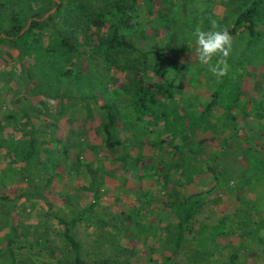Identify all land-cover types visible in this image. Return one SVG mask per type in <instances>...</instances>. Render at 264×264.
I'll use <instances>...</instances> for the list:
<instances>
[{
  "label": "trees",
  "instance_id": "trees-1",
  "mask_svg": "<svg viewBox=\"0 0 264 264\" xmlns=\"http://www.w3.org/2000/svg\"><path fill=\"white\" fill-rule=\"evenodd\" d=\"M174 2L175 0H0V60L3 62L0 64V150H3L0 155L8 156L12 163L20 161L18 166H12L8 160L9 170L18 174L17 177L27 179L30 183H38L39 175L34 172L39 170L37 164L46 169L49 165L54 166L57 160L52 157L48 148H44L43 158L36 159V131L39 132L40 126L35 125L31 117L37 114L38 117L44 115L56 119L57 113L62 114L64 110L72 109L76 103L87 106L90 102L92 108L99 112L100 123L96 131L108 154L112 157L114 151L122 146L125 150L136 148L131 160L139 163L134 174L142 190L139 202L132 204L134 214H140L139 217H147L149 220L156 217V221L165 214L167 220L173 218L175 221L172 230L168 223L161 226L165 230L159 233L158 258L151 257L147 264H178L180 258L186 264H264V239L255 231L243 228L244 224L243 227L239 224L248 222L243 212H238L242 218L239 215H219L215 220H210V223L209 220L200 221L196 218L195 215L204 202V194L212 188L188 191L177 199L165 198L166 195L159 193L169 184L180 188L184 182L190 181L191 176L197 172V166H185L184 161L191 159L200 164L205 163L204 158H195V152L192 153L183 141L188 139L190 143L194 142L193 138L199 130L213 131L218 121L224 120L229 124L234 118L233 115H228L231 106L229 102L220 117L215 116L212 120L209 118L226 78L209 91V96L199 111L182 109L180 101L175 100L180 89L166 78L158 66L150 63V56L157 57L158 51L143 50L126 37V30L136 23L134 16L140 6L151 8L155 5H173ZM262 3L264 0H244V6L231 18L230 26L226 27L229 33L247 35L246 43L262 35L258 28L262 20ZM51 7L54 10L40 18ZM9 50L14 51L11 59L17 62L16 68H11L2 55L5 53L9 56ZM87 52L91 57L98 55L102 62V68L94 73L84 65L83 57ZM162 57L170 67L177 69V64L172 59ZM111 69L123 72L124 78L118 83L114 81ZM14 80L20 86H12ZM23 90L41 93L42 98L36 103L31 101L23 107H17L14 111L12 107L15 103L9 105L14 99L17 103L24 101L19 95ZM227 94L226 101H235L239 93L236 86H233L231 93ZM50 100L55 102L52 110L54 113L49 112L51 114L48 115L45 102ZM1 103L7 105L6 111L1 109ZM87 109L91 110L90 107ZM20 118H23L22 121L27 126V137L22 143L18 138L20 133L15 136L1 131L5 128L6 121H17L20 124ZM44 124L47 126L43 129L47 127L53 132L55 123L48 121ZM79 132L80 130L77 134ZM232 132L234 136L237 130ZM45 139L48 141L47 137ZM52 139L54 137H51V141ZM176 139H179L178 142ZM144 146L150 150L155 148L160 152L166 151L169 156L155 159L150 153L143 152ZM64 149V146L60 149L61 156L66 152ZM113 157L128 168L129 155L126 151ZM73 162L76 164H67L75 172L80 169L83 161L75 159ZM199 168L200 171L211 172L216 179L214 186L218 188L224 185L225 178H230V173L225 168H214L208 163ZM94 175H91L90 185L92 198L78 212L69 218L52 213L58 224L57 233L64 242V251L58 250L59 255L62 254L59 260L63 261L62 264H133V247L120 243V236L124 235L127 240H145V236H154L153 229L156 228L151 223H148V227L152 231L145 234L144 230L149 228L140 225L136 219L138 217H130L119 209L117 215L125 224L126 231L129 229L127 224H135L139 226V230L129 229L127 233L124 231L119 235L121 228L115 227L112 233L104 235V240L108 244H114L113 249L117 253L95 258L82 254L80 241L71 233V228L78 219L89 220L101 227L103 225L90 213L98 201L96 192L99 183ZM11 177L15 178L13 175ZM4 180L0 179V183ZM48 182L46 179L45 184ZM28 189L26 187L22 191L28 200L32 201L31 197L37 194L42 197V190L38 191L37 187L33 191ZM240 208L242 207L239 206L237 210ZM256 213L257 211L254 214ZM257 220L254 217L252 221ZM239 226L243 229L235 231ZM6 227L8 229L0 246V259L4 257L8 260L7 264H18L11 247L17 234L11 225ZM185 232L189 236V242ZM233 234L238 237L234 242ZM251 236L257 240L256 247L249 245ZM47 264L52 263L48 261Z\"/></svg>",
  "mask_w": 264,
  "mask_h": 264
},
{
  "label": "rangeland",
  "instance_id": "rangeland-1",
  "mask_svg": "<svg viewBox=\"0 0 264 264\" xmlns=\"http://www.w3.org/2000/svg\"><path fill=\"white\" fill-rule=\"evenodd\" d=\"M243 6L244 0H175L173 5H155L151 8L142 5L137 9V15L134 16L136 23L126 30L128 31L126 37L143 50L155 49L158 51L157 57L151 58L150 56V63L158 66L166 78L180 89L175 100L180 101L182 109L191 108L193 112L199 111L202 103L207 100L209 91L215 85L222 83L223 78H226L222 83L223 89L218 93L217 103L213 106V113L210 114L209 118L212 120L217 116L214 114V110L222 112L227 102L232 103L228 115H233L234 118L229 124L225 123L224 120L218 121V125L213 131L199 130L193 138L194 142L190 143L188 139L183 141L192 153L195 152V158H204L205 163L200 164V162L191 159L184 161L185 166H197V172L191 176L190 181L184 182L180 188L169 184L159 193L166 195L165 198L177 199L188 191L194 192L210 187L212 188L210 192L203 196L204 202L195 215L196 218L200 221L209 220L210 223V220H215L219 215L236 216L240 211L246 216L248 222L239 224L242 227L244 224L243 228H248L251 220L255 217L252 209H256L253 204L254 201L255 203L258 202L257 199L249 198V202L241 201L239 205L234 206L235 200H225V204L220 200V194L227 193V191L232 192L233 187H237L236 184L240 179L251 175L250 168L237 169L239 162L248 163L252 159L247 148H238L237 144L245 145L246 142L243 141L245 138L236 141L239 136L235 134L233 138L229 134L235 127V114L232 112L233 110L236 111L235 105L240 102L241 98L247 97L250 85L257 91H261V85H264V3L260 5L262 20L258 24L262 35H258L254 41L246 43L247 35L231 34L233 48L227 58L228 74L226 76L217 77L208 71L206 66L198 62L197 46L195 38L192 36L196 27L205 31L209 30L212 20H216L223 27L230 26L231 18ZM43 14L40 18H44ZM9 54L10 57L2 53L11 68L18 67L17 62L11 59L14 56V51L9 50ZM162 56L172 59L177 64V69L170 67ZM217 58L213 57L212 62L215 63ZM83 62L92 73L102 68V62L96 54L91 57L87 52L83 57ZM1 63L3 62L0 60ZM110 72L117 83L124 78L123 72L114 69H111ZM17 84L20 86L16 80L12 81V86ZM247 85L249 86L246 88ZM233 86H236L239 94L235 101H226L227 93H231ZM40 94L33 90H23L19 95L24 101L17 103L14 99L9 106L15 103L12 109L16 111L17 107H23L31 101L36 103L42 98ZM45 103L48 110L47 114H53L54 100ZM86 105L76 103L72 109L64 110L62 114L57 113L56 119L44 115L38 117L37 114L31 117V121L40 126L39 132L36 131V159L43 158L44 148H48L53 155L52 157L57 160L54 166L49 165L46 169L37 164L39 170L34 172L39 175L38 183H30L31 181L27 182V179L17 177L18 174L9 170L11 169L8 167L9 157H4V154L0 155V179L4 180L5 178L4 182L0 183V195L7 198L3 200L0 196V246L8 229L6 225H11L17 234V238H14L11 247L18 264H47L48 261L52 264L63 263L62 260H59L62 258V254L59 255L58 250L64 251V242L57 233L58 224L56 219L52 217V213L69 218L78 212L87 201H90L92 198L90 186L92 174H95L99 184H97L96 192L98 201L90 213L103 225L101 227L99 224H93L86 219H78L74 222L71 233L80 241L82 254L89 258L115 255L117 252L113 249L114 244H108L104 240V235L112 233L115 227L121 228L119 235L124 231L127 233L129 229L139 230V226L127 224L129 229L126 231L125 224L119 220L117 215L119 209L125 211L130 217H138L136 218L137 222L145 228H149L144 230L145 234L152 231L148 227V223L156 228L153 229L154 236H145V240L140 238L127 240L124 235L120 236V243L133 247V264H147L151 257L158 258L159 233L165 230V227L161 226L168 223L169 229H173L175 221L173 218L167 220L165 214H162V218L158 221H156V217L149 220L147 217H139L140 214H134L132 204L136 201L139 202L142 190L138 184L137 176L134 174L139 163L131 160L136 148L131 147L125 150L122 146L114 151L113 156L123 151L128 153V168H125L115 157H111L107 150L102 147L100 136L96 131V127L100 123L99 112L96 108H92L90 102ZM1 107L3 111L7 110V105L4 103H1ZM88 107L91 110H88ZM22 120L23 118H20V124L17 121H6L5 128L1 130L2 133H13L15 136L20 133L18 138L21 139L20 143H22L27 137V126ZM48 121L56 124L53 132L49 131L47 127L43 129L44 126H47L44 122L47 123ZM79 130L80 134H77ZM51 137H54L52 141ZM126 139H128L127 136ZM178 140L175 141L178 142ZM63 146L66 152L65 154L62 153L61 156L59 152ZM258 147L257 149H259ZM142 149L143 152L150 153L155 159H160V157L164 159L169 156L166 151L160 152L155 148L150 150L144 146ZM2 152L1 149L0 153ZM75 159H80L83 162L79 167L80 169L74 172L71 169L72 166L67 163L74 165L76 164L73 162ZM10 163L12 166H18L20 161ZM207 163L214 168L228 169L230 178H225L222 187L214 186L216 179L211 172L200 171L199 167ZM12 175L15 178H12ZM46 179L49 180L47 185L45 184ZM26 187L27 189L30 187L28 191L30 189L33 191L34 187H37L38 191L42 190V197L37 194L31 197L32 201L28 200L22 194ZM243 205H245L244 208ZM239 206L242 208L237 210ZM242 227L239 226L235 231H241ZM262 228L255 233L264 239V225ZM157 229L158 232H156ZM237 238V235L233 234V242ZM187 240L189 242V236ZM250 241H253L252 247L258 245L255 237L251 236ZM190 245L189 243L188 246ZM1 258L3 261L0 259V264L8 263L6 258ZM180 259L177 261L178 264H186V261Z\"/></svg>",
  "mask_w": 264,
  "mask_h": 264
},
{
  "label": "crops",
  "instance_id": "crops-1",
  "mask_svg": "<svg viewBox=\"0 0 264 264\" xmlns=\"http://www.w3.org/2000/svg\"><path fill=\"white\" fill-rule=\"evenodd\" d=\"M252 88L251 85L248 87L247 97L241 98L240 102L235 105L236 111H232L235 114V127L232 129H236V134L239 136L236 141L245 138L243 141L246 142L245 145L237 144L239 146L238 148H247L249 156H252L251 161L248 163H238L236 161L238 163L237 169L250 168L251 175L240 179L236 184L237 187H233V193L227 191V193L220 194V200L223 202L225 200H235V206L239 205L241 201L249 202V198H256L258 202L255 203L254 201L253 205L256 206V209H252V212L255 213L257 211L254 216L256 220L258 219V223L251 220L250 226L248 227L249 231L256 232L263 229L262 226L264 225V219H262L264 217V85H261V91H257L254 88L253 90ZM222 113L214 110V114L218 117ZM232 133L231 130L230 136L233 135ZM232 137L234 138V136ZM239 216V218H242L241 215ZM252 244L253 241H250L249 245L252 246Z\"/></svg>",
  "mask_w": 264,
  "mask_h": 264
},
{
  "label": "clouds",
  "instance_id": "clouds-1",
  "mask_svg": "<svg viewBox=\"0 0 264 264\" xmlns=\"http://www.w3.org/2000/svg\"><path fill=\"white\" fill-rule=\"evenodd\" d=\"M197 46L198 62L217 77L228 74L227 58L232 52L233 37L226 27L216 20L211 21L210 29L205 31L196 27L192 32ZM213 57H218L213 63Z\"/></svg>",
  "mask_w": 264,
  "mask_h": 264
},
{
  "label": "water",
  "instance_id": "water-1",
  "mask_svg": "<svg viewBox=\"0 0 264 264\" xmlns=\"http://www.w3.org/2000/svg\"><path fill=\"white\" fill-rule=\"evenodd\" d=\"M54 9V7L50 8L48 11H46L44 14H43V17H45L48 13H50L52 10ZM28 22V21H27ZM22 31V30H21Z\"/></svg>",
  "mask_w": 264,
  "mask_h": 264
}]
</instances>
